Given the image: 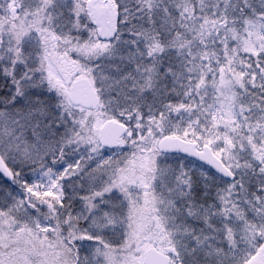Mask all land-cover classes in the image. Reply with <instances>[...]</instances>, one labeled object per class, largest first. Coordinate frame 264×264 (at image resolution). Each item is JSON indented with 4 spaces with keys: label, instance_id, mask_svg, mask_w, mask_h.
I'll return each instance as SVG.
<instances>
[{
    "label": "snow or ice",
    "instance_id": "6c2138e0",
    "mask_svg": "<svg viewBox=\"0 0 264 264\" xmlns=\"http://www.w3.org/2000/svg\"><path fill=\"white\" fill-rule=\"evenodd\" d=\"M0 264H264V0H0Z\"/></svg>",
    "mask_w": 264,
    "mask_h": 264
}]
</instances>
